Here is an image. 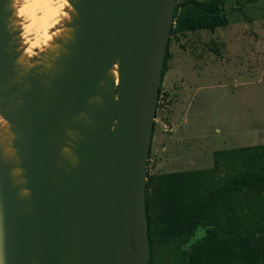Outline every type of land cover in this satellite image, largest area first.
I'll return each mask as SVG.
<instances>
[{"label":"water","instance_id":"95a60500","mask_svg":"<svg viewBox=\"0 0 264 264\" xmlns=\"http://www.w3.org/2000/svg\"><path fill=\"white\" fill-rule=\"evenodd\" d=\"M9 5L0 0V109L22 156L0 155L3 264H150L147 165L177 0H75L69 54L22 82ZM15 168L26 181L14 184Z\"/></svg>","mask_w":264,"mask_h":264},{"label":"rangeland","instance_id":"374dc122","mask_svg":"<svg viewBox=\"0 0 264 264\" xmlns=\"http://www.w3.org/2000/svg\"><path fill=\"white\" fill-rule=\"evenodd\" d=\"M32 4L28 0L22 18L11 7L13 44L20 63L28 60L31 70L37 66L32 65L30 44L36 28ZM225 10L228 26L171 40L172 71L159 98L149 175L209 169L216 151L264 144V0H225ZM178 93L186 94L184 113ZM182 116L187 129L175 138L172 120Z\"/></svg>","mask_w":264,"mask_h":264},{"label":"trees","instance_id":"16d2710c","mask_svg":"<svg viewBox=\"0 0 264 264\" xmlns=\"http://www.w3.org/2000/svg\"><path fill=\"white\" fill-rule=\"evenodd\" d=\"M229 24L225 0H177L159 98L172 38ZM213 157L209 169L147 173L150 264H264V144Z\"/></svg>","mask_w":264,"mask_h":264},{"label":"bare ground","instance_id":"6f19581e","mask_svg":"<svg viewBox=\"0 0 264 264\" xmlns=\"http://www.w3.org/2000/svg\"><path fill=\"white\" fill-rule=\"evenodd\" d=\"M9 2L11 5L13 0H9ZM74 4L75 0H67L66 5L62 3V0H34L31 15L36 28L35 32H30V36H35L31 38L30 44H35V47H33L32 65L37 64L35 71H38V73H53L58 69V62L69 54L68 47L74 42L78 29L76 21L79 16L74 9ZM10 5L8 6L9 9L11 8ZM12 17L7 22L9 31L14 27ZM15 51L18 53V50L15 49ZM20 62L17 57L15 61L16 74L14 77L16 82H22L23 78L28 76L27 72L31 70L28 60L22 63ZM110 74L117 81L118 66H115ZM0 117H3L1 115V109ZM3 120L5 123H0V155L4 161L9 162L21 158L22 155L14 146L17 139L13 133L14 126L4 118ZM61 154L72 164L79 161V157L70 145L64 147ZM25 175L26 173L22 168H15L11 172V178L14 184L26 181ZM24 190L20 192V197L27 196L24 195Z\"/></svg>","mask_w":264,"mask_h":264},{"label":"clouds","instance_id":"9594fccd","mask_svg":"<svg viewBox=\"0 0 264 264\" xmlns=\"http://www.w3.org/2000/svg\"><path fill=\"white\" fill-rule=\"evenodd\" d=\"M63 4H67V0H62ZM11 7L14 9V15L16 17H25L26 11L28 8V0H13ZM21 27L23 28V31L26 33L28 31V26L24 23L23 20H21ZM32 47H35V44L31 45ZM0 123H5L3 120V117H0ZM29 192L27 189L24 190V195H28ZM5 257L3 253V237L2 232H0V264H3Z\"/></svg>","mask_w":264,"mask_h":264},{"label":"crops","instance_id":"0c3cea01","mask_svg":"<svg viewBox=\"0 0 264 264\" xmlns=\"http://www.w3.org/2000/svg\"><path fill=\"white\" fill-rule=\"evenodd\" d=\"M170 71H172V70H170ZM185 95L186 94H184V93H181V94L178 93V98H179L178 99V104H179L180 108L182 109L181 113H184L183 103L186 100V96ZM172 121H173V129H172V131L174 132L173 135H174L175 138H179L182 135L183 132H186V129H187V128H185L186 121L184 120L183 116L181 117V119L180 118H173Z\"/></svg>","mask_w":264,"mask_h":264}]
</instances>
